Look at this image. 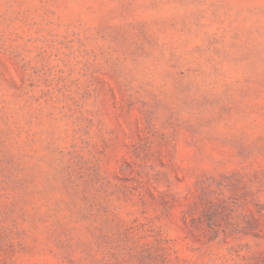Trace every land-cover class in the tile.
Instances as JSON below:
<instances>
[{
  "label": "rangeland",
  "instance_id": "1",
  "mask_svg": "<svg viewBox=\"0 0 264 264\" xmlns=\"http://www.w3.org/2000/svg\"><path fill=\"white\" fill-rule=\"evenodd\" d=\"M0 264H264V0H0Z\"/></svg>",
  "mask_w": 264,
  "mask_h": 264
}]
</instances>
